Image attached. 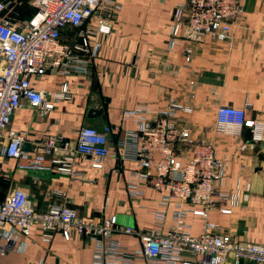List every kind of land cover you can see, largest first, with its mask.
Masks as SVG:
<instances>
[{
  "label": "crops",
  "instance_id": "crops-1",
  "mask_svg": "<svg viewBox=\"0 0 264 264\" xmlns=\"http://www.w3.org/2000/svg\"><path fill=\"white\" fill-rule=\"evenodd\" d=\"M238 1L242 14L231 29V39L216 42L206 37L201 44L188 45L190 57L185 62L182 44L167 47L172 11L182 0H116L118 9L110 33L90 39L99 48L87 74L48 73L31 78L32 89L42 92L45 101H50L62 85L69 98L53 102L52 110L46 113L21 101L8 125L9 130L24 135L22 148L28 153L42 138L58 135L72 146L79 128L100 131L109 127L107 158L94 169L89 157L73 156V167L81 173L77 180L55 172L19 171L13 160L3 157L0 146V201L18 188L36 212L64 204L79 218L113 217L118 225L141 232L153 227L154 212H163L165 232L171 208L159 205V194L141 182L135 195L125 187L134 164L121 159L117 143L125 131H134L136 124L122 118V113L145 107L153 120L173 100L190 110L176 112L174 124L186 129L193 139H212L216 107L243 108L246 120L262 122L261 140L252 142L246 128L215 138L216 156L228 161L220 188L238 189L237 207L229 215L209 211L207 221L238 240L264 245V0ZM32 12L22 2L2 17L20 23ZM89 109H100L101 113L87 116ZM185 149L175 145L181 163L186 159ZM202 223L196 216L185 218L190 235H198ZM111 238L127 253L139 248L134 236L114 234ZM17 242H24V249L0 255V264H90L93 252L90 239L74 234L67 241L55 234L49 245L40 243L36 227L27 238L17 235ZM133 264L142 262L136 259Z\"/></svg>",
  "mask_w": 264,
  "mask_h": 264
},
{
  "label": "built area",
  "instance_id": "built-area-1",
  "mask_svg": "<svg viewBox=\"0 0 264 264\" xmlns=\"http://www.w3.org/2000/svg\"><path fill=\"white\" fill-rule=\"evenodd\" d=\"M22 2L33 9L29 18L13 23L2 17V13L11 12ZM117 9L116 0H0V146L3 157L13 160L17 170L55 172L79 180L81 173L73 167V156L89 157L94 169H99L107 158L109 127L100 131L79 128L72 146L58 135L42 138L28 153L22 149L24 135L9 130L8 125L21 101L46 113L52 110L53 102L69 98L66 86L62 85L50 101H45L42 92L32 89L31 78L48 73L87 74L89 62L99 48L90 39L110 33ZM241 14L238 0H182L172 11L167 47L182 44L187 62L190 50L186 46L201 44L206 37L228 42ZM176 112L190 110L169 100L153 120L150 109L145 107L124 111L122 118L132 119L136 129L125 131L117 143L122 150L121 159L134 164L125 183L129 194H137L141 182L159 194L162 208H171L165 232L163 212H154L153 227L141 232L118 225L113 217L79 218L64 204L36 212L27 195L14 188L0 201V255L22 251L25 244L15 243L16 236L27 238L36 227L38 240L45 245L55 234L65 241L72 234L90 239V264H133L136 259L142 264H225L227 260L232 264H264V245L238 240L207 221L209 211L229 215L237 207L238 189L220 188L228 161L216 156L215 138L246 128L250 140L258 142L262 122L246 120L243 108L218 106L210 131L212 139H193L186 129L174 124ZM177 144L186 147L182 163L175 151ZM262 180L264 187V173ZM188 215L203 221L198 235L187 232ZM114 234L134 236L138 250L127 253L111 238Z\"/></svg>",
  "mask_w": 264,
  "mask_h": 264
},
{
  "label": "water",
  "instance_id": "water-1",
  "mask_svg": "<svg viewBox=\"0 0 264 264\" xmlns=\"http://www.w3.org/2000/svg\"><path fill=\"white\" fill-rule=\"evenodd\" d=\"M100 113H101V110H100V109H98V110L89 109V110L87 111V116H90L91 114L99 115ZM23 148H24V146H23ZM23 148H22V149H23Z\"/></svg>",
  "mask_w": 264,
  "mask_h": 264
}]
</instances>
